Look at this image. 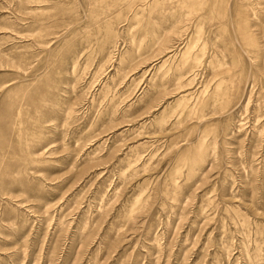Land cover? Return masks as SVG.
<instances>
[{
    "label": "rangeland",
    "instance_id": "374dc122",
    "mask_svg": "<svg viewBox=\"0 0 264 264\" xmlns=\"http://www.w3.org/2000/svg\"><path fill=\"white\" fill-rule=\"evenodd\" d=\"M0 264H264V0H0Z\"/></svg>",
    "mask_w": 264,
    "mask_h": 264
}]
</instances>
